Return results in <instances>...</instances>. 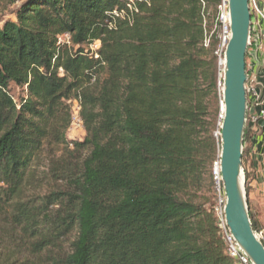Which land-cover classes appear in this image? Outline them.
<instances>
[{
    "label": "trees",
    "instance_id": "trees-1",
    "mask_svg": "<svg viewBox=\"0 0 264 264\" xmlns=\"http://www.w3.org/2000/svg\"><path fill=\"white\" fill-rule=\"evenodd\" d=\"M220 2L21 0L1 20L0 220L18 240L0 264H232L209 117ZM75 103L81 141L66 137ZM55 148L50 190L28 195Z\"/></svg>",
    "mask_w": 264,
    "mask_h": 264
},
{
    "label": "water",
    "instance_id": "water-1",
    "mask_svg": "<svg viewBox=\"0 0 264 264\" xmlns=\"http://www.w3.org/2000/svg\"><path fill=\"white\" fill-rule=\"evenodd\" d=\"M230 37L220 65L219 157L216 165L225 197V223L251 264H264V246L249 217L243 144L248 113L246 57L251 41L248 0H227Z\"/></svg>",
    "mask_w": 264,
    "mask_h": 264
},
{
    "label": "crops",
    "instance_id": "crops-1",
    "mask_svg": "<svg viewBox=\"0 0 264 264\" xmlns=\"http://www.w3.org/2000/svg\"><path fill=\"white\" fill-rule=\"evenodd\" d=\"M259 3L264 7V0H259ZM257 30L259 33L252 36L246 57L248 112L256 116L248 123L250 137L245 164L249 175L248 199L251 210L258 208L260 200L264 201V115L261 114L264 108V30L261 27ZM258 95L261 98L259 102ZM261 239L264 243V231Z\"/></svg>",
    "mask_w": 264,
    "mask_h": 264
},
{
    "label": "rangeland",
    "instance_id": "rangeland-1",
    "mask_svg": "<svg viewBox=\"0 0 264 264\" xmlns=\"http://www.w3.org/2000/svg\"><path fill=\"white\" fill-rule=\"evenodd\" d=\"M20 1L21 0H0V23H1L2 19L11 16L13 11L19 5ZM255 27H258V25ZM255 30L256 31H253V27H252L251 36H253L256 33H259V30H257V28H255ZM260 99L261 98L259 96L258 102L260 101ZM220 108H221L220 100L213 102L211 104L210 114H209L210 122L211 123L213 122L212 133L218 139H219L218 133H219V124H220L219 116H220V114H222V113H220ZM248 111H249V108H248ZM262 111L263 112H261V114L264 115V108ZM253 117H256L253 113H249V112L247 113V121L250 118L252 119ZM246 124H247V122H246ZM246 135H247L246 137H248V134H246ZM84 136H85V134H84V130L82 128V125L81 124L78 125L76 123L75 124L73 123V124H71L70 128L68 129L66 137L69 141H81L84 138ZM245 145L248 149L249 146H248L247 141H246ZM49 154L50 155L51 154L58 155L59 154L58 148H55L52 152H48V153L46 152L45 155L43 156V158L41 159L40 166L37 168V171H35L36 179L34 180V182L32 184L28 185L26 188L28 195H36V194L44 195V194L48 193V190H50L51 185H52V183H51L52 180L50 177H48L47 170H46V165H47V162L49 161ZM247 156H248V151H247V154L245 155L244 164H247V160H246ZM217 164H218V162H215L213 164L212 171H214L215 166ZM244 169H245V167H243V170ZM40 184H42L43 187H38V185H40ZM212 186H213V184H212V180H211L210 190H209V192L208 191L206 192V195H208L210 198L212 197V192H213ZM246 188L247 187L245 185V190H246ZM248 191H249V187H248ZM246 193H247V191H246ZM247 199H248V193H247ZM251 211H252L251 212L252 219L257 224V227H256L257 232L256 231L255 232L258 235V237L260 238V240L262 241L261 234H262V231H264V201L260 200L259 204H258V208L257 209L252 208ZM12 231H13V229L11 227H9L7 225V223L3 222V220H0V251H2V252L9 251L10 253H13L16 251V250H14L13 247H14L15 241L18 240V238H14L15 234ZM11 232H12V234H11Z\"/></svg>",
    "mask_w": 264,
    "mask_h": 264
},
{
    "label": "built area",
    "instance_id": "built-area-1",
    "mask_svg": "<svg viewBox=\"0 0 264 264\" xmlns=\"http://www.w3.org/2000/svg\"><path fill=\"white\" fill-rule=\"evenodd\" d=\"M249 11L251 14V25L253 27V31L255 28H262L264 30V7L259 3V0H248ZM218 11V22H219V40L220 44L218 50L215 52V55L218 57L219 66L223 61V53L227 42L230 37V28H229V17H228V5L227 0H221L220 4L217 7ZM258 27H255L257 26ZM69 35H64L60 41H69ZM98 48V44L91 45L90 50L92 52L96 51ZM79 106L77 103L74 104L73 108V116H72V124L76 123L78 125L81 124L79 119ZM213 183H214V191L216 195V206L214 208V212L217 216L218 220V228L220 231V236L223 240V243L226 248V253L231 260L232 264H251L246 255L241 251L235 242L232 234L230 233L224 217L223 207L225 204V197L222 188V182L220 178L219 171L215 166L213 171Z\"/></svg>",
    "mask_w": 264,
    "mask_h": 264
},
{
    "label": "bare ground",
    "instance_id": "bare-ground-1",
    "mask_svg": "<svg viewBox=\"0 0 264 264\" xmlns=\"http://www.w3.org/2000/svg\"><path fill=\"white\" fill-rule=\"evenodd\" d=\"M221 102V101H220ZM220 106H221V108H220V113H222V104L220 103ZM220 115H222V114H220Z\"/></svg>",
    "mask_w": 264,
    "mask_h": 264
}]
</instances>
